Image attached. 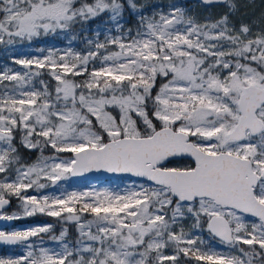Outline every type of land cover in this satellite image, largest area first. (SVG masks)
<instances>
[{
    "label": "snow or ice",
    "instance_id": "6c2138e0",
    "mask_svg": "<svg viewBox=\"0 0 264 264\" xmlns=\"http://www.w3.org/2000/svg\"><path fill=\"white\" fill-rule=\"evenodd\" d=\"M202 3L228 12L200 22L177 4L0 0V45L113 25L84 51L0 70V220L65 225L55 247L43 238L52 224L0 230L23 248L0 264H264V12L237 25L234 0ZM21 148L39 155L25 162ZM92 172L125 183H60Z\"/></svg>",
    "mask_w": 264,
    "mask_h": 264
},
{
    "label": "rangeland",
    "instance_id": "374dc122",
    "mask_svg": "<svg viewBox=\"0 0 264 264\" xmlns=\"http://www.w3.org/2000/svg\"><path fill=\"white\" fill-rule=\"evenodd\" d=\"M180 0H137L138 4H147V3H163V4H178L180 3ZM235 3L238 4L239 10L232 16L233 21L239 25L241 22L244 23H250L255 19H258L261 15L262 12H264V0H234ZM228 12V7L227 5H217V6H213V7H206L204 6L202 3H198L197 5H193L191 6V8L189 9V15H192L194 17H196L198 19V21L200 22H204L206 19H218L220 16H222L224 13ZM103 17L97 18L95 21H100L101 24H95V21L91 22L92 26L95 24V27H92V29H90V26L87 25L86 26V30L88 32H92V34H84L82 39L79 40V46L80 48L77 49L76 45H73L71 42H68V44H56V42H54L52 40V43L50 44V48H57V49H65L68 47H72L74 50L77 51H84L87 49L88 44L87 41L90 39L89 37L91 35H95V29L99 26L101 28H103V23L105 22V20H101ZM135 15H129L128 13L125 14V19L124 21H122L123 23H125L126 27H135ZM79 26V30H83L82 27L80 25ZM113 25L111 24V26H108V28H112ZM76 32H80V31H76L75 28L73 27V29H71L68 32H59L56 34H49L47 36H42L40 38H38L35 41H40L41 39L44 40H51L49 39V37H56V36H63V37H71L74 36V33ZM104 38V34L102 33L100 36V39L103 40ZM32 42H23V43H17L15 45H0V54L5 55L6 59H8V61L6 60V63L3 65V67L0 68V70H3V68L5 67H11L14 68L16 70H21V66L20 65H16L13 63V59L14 58H32V57H37V56H43L47 54V50L45 52H41L40 50H35L37 48L33 47ZM63 42L66 43V40H63ZM77 44V43H76ZM49 49V48H48ZM35 153L33 155V157H31L33 159V161L37 158V156L39 155V152L37 150H33ZM45 155H51L52 152L51 150L46 149L45 150ZM25 159V158H24ZM32 161V160H31ZM65 189L67 190H80V189H85V188H103V187H117V186H123V184L125 183V181L120 177L117 176L115 178H112L110 180H105L102 182H98V181H93V180H83L81 178H75V177H70L67 180L61 181L60 182ZM60 186L58 185L56 188H49L46 191L48 192H58L60 191ZM33 217H36L35 219H38V221L40 219H45V220H49L48 216L46 215H42V214H37ZM32 217L29 218H25V219H21L22 222L20 223L21 225H17V226H12V227H8V228H4V229H0V230H4V231H12V230H16V229H26V228H30L33 226H40V225H44V224H52L54 225V222H49V223H43V224H39V222H37L36 224L31 223ZM53 218V217H52ZM56 219V218H55ZM31 220V221H30ZM190 221L185 222V230H189L190 228ZM65 227L64 225H61L60 230L58 232H55L54 230L52 231V233H47L44 235V240L45 242L48 244V246H52L55 247L56 246V242H53L50 240V237L53 235H59V232L61 231V229ZM68 227V226H67ZM69 228V227H68ZM74 231L76 232L75 226H74ZM76 234L78 235V233L76 232ZM70 235V234H69ZM19 246V247H18ZM16 246L17 250H15L14 254L15 255H21L23 252V248L22 246L18 245ZM14 248V247H12ZM184 264V263H182Z\"/></svg>",
    "mask_w": 264,
    "mask_h": 264
},
{
    "label": "trees",
    "instance_id": "16d2710c",
    "mask_svg": "<svg viewBox=\"0 0 264 264\" xmlns=\"http://www.w3.org/2000/svg\"><path fill=\"white\" fill-rule=\"evenodd\" d=\"M197 4H198V2L191 1V2H180L177 5L186 8L188 10V12H189V9L191 8V6L197 5ZM147 5H149V6L159 5L160 7L164 8L165 11H167V4H163V3H147ZM211 7H213V6H211ZM101 20H105V22H106L108 20V17L107 16H103V18ZM105 22L103 23V27L111 26L110 23L106 25ZM95 24L99 25V24H101V22L100 21H95ZM95 24L92 26V24L90 23L89 24L90 29H92V27H95ZM74 28H75L76 31H80V32H76V33L73 32L74 36L63 37V36L59 35V36H56V37H49V39H51V40L41 39L40 41H34L32 43V45H33V47L37 48L35 50L45 49V51H46L48 48L53 46V45L50 46V44L52 43V40H53L54 42H56V44H68V42H71L73 45L77 46V49H79L80 48V46H79L80 44H79L78 41L82 39L84 34H92V32H88L86 30L87 28H84L83 30H79L80 28L77 25L74 26ZM94 37H95V35H91L89 38L90 39H94ZM63 40H66V43L63 42ZM6 60L8 61V59H6V57H5V55L0 54V68L3 67V65L6 63ZM18 139H19V137H18ZM34 153L35 152L33 150L29 151V150L21 148V156H22V158H23V160L25 162H28V163L32 162L33 159L31 157H33ZM17 204H18V201L15 198H13L12 206L9 209V212L16 210ZM35 218L36 217H32L31 218V220H32L31 223L36 224L37 222H39V224H43V223H49V222L52 223V222H54L55 224H54V229L53 230L55 232H58L60 230L61 225H62L59 221H57V219L49 217V216H48L49 220H45L43 218V219H40L38 221V219H35ZM22 222H25V221H22L21 219L15 220V226L21 225L20 223H22ZM67 226L69 227V234H70L69 235V239H72V240L76 239L77 238V234L74 231V225H67ZM50 233H52V232H50ZM15 250H17L16 247H14V248H0V257H8V256H13L14 257V256H18V255L14 254ZM182 263L191 264V262H189L187 260H183Z\"/></svg>",
    "mask_w": 264,
    "mask_h": 264
},
{
    "label": "water",
    "instance_id": "95a60500",
    "mask_svg": "<svg viewBox=\"0 0 264 264\" xmlns=\"http://www.w3.org/2000/svg\"><path fill=\"white\" fill-rule=\"evenodd\" d=\"M180 1L181 2L197 1V2L202 3V0H180ZM202 4L206 7L215 6V5H224L221 3H213V4L202 3ZM117 176H119V175L109 174L106 172H92V173H87L84 176H75V178H81L83 180L105 181V180H110L112 178H115ZM11 206H12V202H11ZM10 207H9V209H10ZM14 224H15V220H13V221L0 220V228L12 227V226H14ZM16 246H18V245H7V244L0 243V248H12V247H16Z\"/></svg>",
    "mask_w": 264,
    "mask_h": 264
},
{
    "label": "flooded vegetation",
    "instance_id": "af4514ba",
    "mask_svg": "<svg viewBox=\"0 0 264 264\" xmlns=\"http://www.w3.org/2000/svg\"><path fill=\"white\" fill-rule=\"evenodd\" d=\"M187 163H190V161H181L180 162L181 165H184V164H187Z\"/></svg>",
    "mask_w": 264,
    "mask_h": 264
}]
</instances>
